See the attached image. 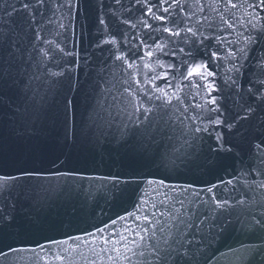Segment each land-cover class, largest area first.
Returning a JSON list of instances; mask_svg holds the SVG:
<instances>
[{
    "label": "snow or ice",
    "instance_id": "1",
    "mask_svg": "<svg viewBox=\"0 0 264 264\" xmlns=\"http://www.w3.org/2000/svg\"><path fill=\"white\" fill-rule=\"evenodd\" d=\"M21 7L18 9L15 3L11 2V0H0V22L3 21V16L7 15L11 18L13 13H27V16L21 15V19L19 23H17V27L20 29L19 32H16V38L11 40L9 48L11 49L8 52L9 57H13L18 55L19 59H24V40L27 38L28 30L33 28V25L36 24V13L39 11V8L42 7L45 3V0H18ZM116 4H121V0H115ZM228 3L232 8L238 7L236 3H233L232 0H228ZM135 5L139 6V11L141 13L138 18L139 23L143 25L144 28L149 29L150 31L146 34L147 39L153 40V44H148L146 39H140V44L143 48L149 49L144 52L143 56L138 57L140 60H144L146 56L148 58V62L143 63V68L147 69L148 72L145 73L144 80L136 79L135 85L137 89L140 91L134 92L131 87H126L124 92L128 93L133 99L128 100L127 103L133 109V112L129 116V119L135 117V120L138 123L135 124V130L137 132H143L141 134H146L149 132L150 128V117L152 116L153 109L151 107H143L141 104V92H143V96L148 100L155 99L157 101H161V105H170L172 103V97L175 96L176 100L179 102L182 97L177 95V91H182L180 85H174L169 80L170 73L168 71L157 72L156 68L159 67L161 69L165 68V64L160 62L158 59L153 63L152 57L154 56L153 51H151L154 46L161 53H164L165 47L167 45L160 42L159 37H153L152 33H168L170 37H180L182 32L190 33L192 37L197 35V32L193 31L191 27L186 29H181L180 23L177 22L175 18L169 20V14L172 9L180 8V0H135ZM69 9V13L73 7L72 0H66V5ZM247 8L254 9V12L251 14L254 19H264V16H261L260 13H264V0H245L244 5ZM183 10V9H181ZM128 11H131L129 9ZM41 15H43L41 13ZM145 17H150L152 20L160 22V26H154L149 23ZM124 25L130 26L132 28H136L137 24L133 23L130 19H124L119 21ZM167 23L173 24L175 27L170 28L163 26ZM100 25L106 26V21L104 19H99ZM231 27V25H229ZM179 29V30H177ZM105 29L98 31H106ZM33 35L36 36L37 39H40L38 33L33 30ZM9 34L5 32L2 28H0V49L3 48L4 41L8 39ZM122 38L125 41L129 40V37L126 33H121ZM132 39H136L134 36ZM51 44V41H46ZM184 42H188V38L184 37ZM100 43L112 44L115 45L118 43L115 35H112L110 40L101 39ZM61 52H64V49H60ZM179 51L183 52L184 49L181 48ZM41 54L44 56H48L49 53L43 49L40 50ZM68 55L69 53H65ZM175 55V53H172ZM217 54L212 52L210 54V59L215 58ZM29 59H31V54L29 53ZM115 59L121 61L123 63H127V67L132 69L134 67L139 68V65H136L134 61L129 62L128 57L121 54L116 55ZM167 68L172 69L174 65L168 64ZM63 72H54L53 76H61ZM180 75L190 84H192V78L198 77L199 80L204 81L203 84L197 82L192 86L195 88H203L207 91L209 99L207 103L212 107H209V113H215L216 115L213 117L212 115L208 116V126L206 127H193L190 129L191 141L185 139L184 144L178 148H174V158H164L162 157L160 160V164L164 167L169 168L170 170H176L180 168L182 165L187 166L193 159V153L187 151L184 145H187L189 148H195L196 140H203L204 135L207 136L208 140L213 141L214 143H210L208 145V151L212 154V156L216 158H222L228 154H237V149L243 148L242 145L234 144L232 141L225 138L224 133L219 131L220 128H227L230 133L240 134V127L242 121H250L252 116L255 114V109L251 107V105H247L244 108V114L240 115L237 113L236 116H233L231 121L227 117L221 118V109L218 106V101L215 96L212 95L213 92L218 89L214 86L212 82L209 81L210 77H213L215 73L209 69L207 63H198L194 65H190L187 68V74L180 73ZM162 80L164 81L168 88L173 89L171 93H169L165 88L159 87L155 84V81ZM127 83V82H126ZM235 83V81H233ZM264 84V82H261ZM148 85L153 89L154 94H149L148 92H144L141 89V85ZM250 94L256 95L249 90ZM158 94V95H156ZM259 99L262 103H264V95H259ZM70 103V102H69ZM139 105V106H138ZM197 108L201 107L200 105H196ZM110 115V114H109ZM103 119V118H101ZM114 120L115 117H112ZM105 123L111 127V120H105ZM264 123V120L261 121ZM103 125H101L102 127ZM120 139H124L129 135L127 130V125H122L119 128ZM203 134V135H198ZM185 136L189 135V133H184ZM247 152L249 159L251 161L250 167L253 170L257 171L259 174L264 175V137H254L252 140L248 141ZM67 175V174H65ZM43 174L39 169H21L19 176L13 175H0V198H6L11 196L12 188L15 185L17 180H40L43 179ZM96 179V178H93ZM98 179L102 180H110L113 183V187H116L120 184L119 176L112 177H99ZM232 181L229 180L228 183ZM149 184L159 183L160 186L165 185V180L160 179L149 180ZM261 186H264L262 184ZM191 187V186H189ZM216 187L213 184L211 187L207 188L209 193L213 192V189ZM197 195H199L197 193ZM213 200L216 201L217 207H222L226 201H219L215 196L212 197ZM148 201L142 200L141 204H147ZM155 208V205H152ZM141 209L137 208V212ZM164 213L161 212L160 216L163 217ZM156 217V213L153 212L151 217L148 214H144L143 216L137 215L136 213H128L127 217H120L121 220H126L131 218L135 223V227L133 228L131 225H127L124 230L114 231L110 236H103L104 229L98 228L96 231L100 232L101 235L96 237L95 233H88L92 237L93 242H98L100 246L99 252L96 253L97 256H100L102 253H114L115 255H108V259L111 264H118V262H127V264H133L132 257H137V264H177V258H183L185 260L190 259L187 255V251H181L183 248V244L180 243L179 240H176L172 237L171 227H165L163 223L159 219H153ZM14 217H10L6 215L3 209H0V244L3 243L4 230L5 228L11 227L14 222ZM113 225H115L116 221H112ZM183 223V221H181ZM257 224L260 225L261 228H264V221H256ZM143 225V226H142ZM174 226V225H173ZM191 227V225H188ZM171 238V239H170ZM76 240H79L80 237H75ZM55 244L67 243V241H52ZM87 243V242H86ZM175 244H180V248L175 247ZM7 251L4 250V247H0V257L4 259H8L10 253H23V252H33L35 254V249L32 248H24V247H13L11 244H8ZM39 247L43 248V245ZM129 253L131 255H129ZM56 260L63 262V256H56ZM94 264V262H93Z\"/></svg>",
    "mask_w": 264,
    "mask_h": 264
},
{
    "label": "water",
    "instance_id": "2",
    "mask_svg": "<svg viewBox=\"0 0 264 264\" xmlns=\"http://www.w3.org/2000/svg\"><path fill=\"white\" fill-rule=\"evenodd\" d=\"M76 1L77 0H72L73 7L76 6ZM129 1L131 2L132 0H129ZM108 2L109 4H113L112 0H109ZM91 3L93 6L96 7V9L100 10L98 7L100 6L99 1L93 0ZM65 5H66V0H45L44 5L39 8V11L36 13V16L40 12L41 9H48V8L53 9V8H59V7L67 8ZM116 8H117V11H122L120 4H117ZM156 24L160 26V22L156 21ZM113 27L117 30V27L115 26ZM124 28H125V32L132 30V29H128L126 25L124 26ZM182 29H184V27ZM187 34L188 33L186 32H182L181 36L185 37ZM171 38L177 39L176 37H171ZM205 38L207 41H210V42H214L215 40V38L212 36H207ZM196 40L197 39H194V41ZM151 177L156 178L158 176L152 175ZM226 177L230 178L231 176L227 174ZM220 180H223V178L221 177ZM195 184L203 185V186L209 185L207 182L204 183V182H198V181H196ZM255 189H257L256 186L253 188V193L255 192ZM253 202H255V200H253L251 203ZM253 205L255 204H252V206ZM104 221L106 223L108 220L105 218ZM261 221H264V217L262 218ZM74 233L77 234L76 232L73 231V232H70L68 235H72ZM41 241L42 242L44 241V237L41 238ZM32 245H36L35 242ZM214 249L215 248H212V246L208 244V246H206L205 248H202L197 252L194 251L193 257L197 258L194 264H199V262L202 261V257L204 255L206 256L207 254L211 253ZM218 250L219 251L225 250V253L222 256H219V258L214 262V264H264V228H261L260 225L257 224L253 228V230L250 232V234L246 235L245 237L243 236L238 241H235L231 246L230 245L227 247L225 246V248L224 246H221ZM215 255H217L216 252L213 254V256ZM212 257H210L208 260L210 261Z\"/></svg>",
    "mask_w": 264,
    "mask_h": 264
}]
</instances>
